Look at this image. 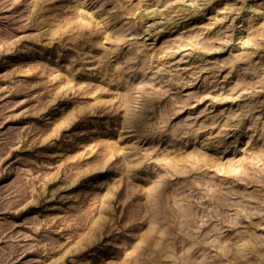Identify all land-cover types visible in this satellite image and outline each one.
I'll return each mask as SVG.
<instances>
[{
    "label": "rangeland",
    "instance_id": "obj_1",
    "mask_svg": "<svg viewBox=\"0 0 264 264\" xmlns=\"http://www.w3.org/2000/svg\"><path fill=\"white\" fill-rule=\"evenodd\" d=\"M0 264H264V0H0Z\"/></svg>",
    "mask_w": 264,
    "mask_h": 264
}]
</instances>
